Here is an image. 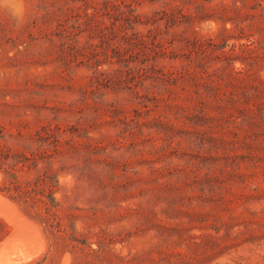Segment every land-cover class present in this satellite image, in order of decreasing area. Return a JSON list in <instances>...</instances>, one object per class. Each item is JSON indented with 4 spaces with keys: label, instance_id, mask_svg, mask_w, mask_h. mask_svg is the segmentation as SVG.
<instances>
[{
    "label": "rangeland",
    "instance_id": "1",
    "mask_svg": "<svg viewBox=\"0 0 264 264\" xmlns=\"http://www.w3.org/2000/svg\"><path fill=\"white\" fill-rule=\"evenodd\" d=\"M0 120L22 264H264V0H0Z\"/></svg>",
    "mask_w": 264,
    "mask_h": 264
},
{
    "label": "trees",
    "instance_id": "2",
    "mask_svg": "<svg viewBox=\"0 0 264 264\" xmlns=\"http://www.w3.org/2000/svg\"><path fill=\"white\" fill-rule=\"evenodd\" d=\"M25 134L18 132L17 134L12 131L0 120V173H2L6 179L10 177H16L17 172H25L29 165L36 166L39 159L45 157L43 152V137L41 132L37 133L38 147L32 153H28L29 145L23 144L20 148H14V145L10 143L11 139H24ZM58 142V141H57ZM57 147V145H56ZM53 150H55V148ZM10 234V228L7 223L0 217V244ZM31 264H40L39 262Z\"/></svg>",
    "mask_w": 264,
    "mask_h": 264
},
{
    "label": "bare ground",
    "instance_id": "3",
    "mask_svg": "<svg viewBox=\"0 0 264 264\" xmlns=\"http://www.w3.org/2000/svg\"><path fill=\"white\" fill-rule=\"evenodd\" d=\"M0 207L15 228L14 237L6 239L1 245L0 264H22L40 253L43 248V241L40 238L38 229L31 222L22 218L23 216L19 214L13 203L0 196ZM30 238H33L35 242L33 245L30 244ZM19 243L29 247L32 246L28 254H22L20 258L14 256L13 253L10 254L12 248Z\"/></svg>",
    "mask_w": 264,
    "mask_h": 264
}]
</instances>
